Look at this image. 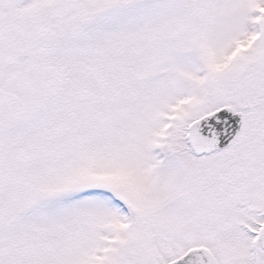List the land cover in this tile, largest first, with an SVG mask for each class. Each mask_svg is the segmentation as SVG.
I'll list each match as a JSON object with an SVG mask.
<instances>
[{
    "label": "snow or ice",
    "instance_id": "6c2138e0",
    "mask_svg": "<svg viewBox=\"0 0 264 264\" xmlns=\"http://www.w3.org/2000/svg\"><path fill=\"white\" fill-rule=\"evenodd\" d=\"M0 264H264V0H0Z\"/></svg>",
    "mask_w": 264,
    "mask_h": 264
}]
</instances>
